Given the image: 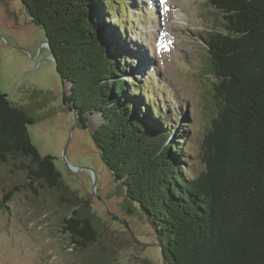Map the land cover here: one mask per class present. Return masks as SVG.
<instances>
[{
    "label": "trees",
    "instance_id": "1",
    "mask_svg": "<svg viewBox=\"0 0 264 264\" xmlns=\"http://www.w3.org/2000/svg\"><path fill=\"white\" fill-rule=\"evenodd\" d=\"M41 27L61 81L100 159L139 209L165 264H264V0H208L222 28L203 38L214 74L215 111L202 136V168L189 175L183 132L169 98L134 72L141 54L126 22L147 12L137 0H20ZM167 99V100H165ZM183 117L179 118V121ZM34 118L0 90V162L13 160L28 184L67 192L50 154L31 142ZM7 192L0 202L8 209ZM62 230L80 251L101 241L92 217L71 200ZM113 254L87 264H114Z\"/></svg>",
    "mask_w": 264,
    "mask_h": 264
},
{
    "label": "rangeland",
    "instance_id": "2",
    "mask_svg": "<svg viewBox=\"0 0 264 264\" xmlns=\"http://www.w3.org/2000/svg\"><path fill=\"white\" fill-rule=\"evenodd\" d=\"M137 2L147 12L136 22L131 10L127 16L130 39L141 53L134 72L148 76L169 98L168 109L162 111L177 116L175 125L184 134V164L193 175L202 168L198 152L215 111L216 78L208 69L203 38L222 28V17L208 0ZM44 40L43 29L31 22L20 0H0V90L34 118L27 125L31 142L42 155L54 157L70 188L62 192L30 185L13 160L0 162V202L12 192L8 209L0 207V264H87V259L109 253L114 264H163L145 215L129 211L120 180L115 181L91 140L100 113H85V129L74 124L62 102V91L68 93L70 83L62 85ZM74 199L100 234L101 241L85 251L61 228Z\"/></svg>",
    "mask_w": 264,
    "mask_h": 264
},
{
    "label": "water",
    "instance_id": "3",
    "mask_svg": "<svg viewBox=\"0 0 264 264\" xmlns=\"http://www.w3.org/2000/svg\"><path fill=\"white\" fill-rule=\"evenodd\" d=\"M43 46H46L48 49H49V52H50V48H49V43H48V41L45 39L44 40V42H43ZM49 58L51 59V60H53V62H54V57H53V55H52V53L50 52V54H49ZM62 82V85L64 84V82L65 81H61ZM68 93H66V92H64V91H62V102H63V104H65L66 105V107L67 108H69V110H71L70 112L72 113V116H73V119H74V124L76 125V123L78 124V126L80 127V128H82L81 126H80V124L78 123V118H77V115H76V112H75V110H74V108L72 107V105H71V103H68L67 101H64V96L65 95H67ZM86 128V127H85ZM85 128H82V129H85ZM91 137V136H90ZM92 140V139H91ZM93 142V141H92ZM96 148V147H95ZM99 154V153H98ZM100 157V156H99ZM103 162V161H102ZM61 180H62V178H61ZM115 181H117V177H115ZM62 182L64 183V184H66L63 180H62ZM68 187V186H67ZM70 188L68 187V189L67 190H69ZM68 192V191H67ZM72 192L74 193V195L75 196H77V193L76 192H74L73 190H72ZM75 200V199H74ZM77 201V200H76ZM134 209H136V208H134ZM134 209H132V212H133V210ZM139 210V209H138ZM143 214V213H142ZM163 264H164V262H163Z\"/></svg>",
    "mask_w": 264,
    "mask_h": 264
}]
</instances>
